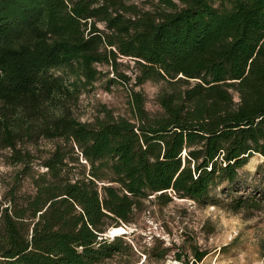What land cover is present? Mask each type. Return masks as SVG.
<instances>
[{"label":"trees","instance_id":"16d2710c","mask_svg":"<svg viewBox=\"0 0 264 264\" xmlns=\"http://www.w3.org/2000/svg\"><path fill=\"white\" fill-rule=\"evenodd\" d=\"M145 1L0 0V155L20 166L0 197V264H110L129 246L106 234L153 194L264 213V180L239 174L264 155V0ZM124 57L136 85H163L159 109L131 88L132 116L78 119L99 66Z\"/></svg>","mask_w":264,"mask_h":264},{"label":"rangeland","instance_id":"374dc122","mask_svg":"<svg viewBox=\"0 0 264 264\" xmlns=\"http://www.w3.org/2000/svg\"><path fill=\"white\" fill-rule=\"evenodd\" d=\"M179 1V0H177ZM140 6L149 7L145 0H138ZM103 27V26H102ZM118 71L127 78H121L109 65H101L103 72L93 85L83 88L74 115L82 121H93L107 108L115 115L132 116L130 89L142 91L146 97V108L150 112L159 109L157 96L161 83L147 81L136 85L137 65L130 57L119 59ZM44 149L54 143L42 141ZM6 152L0 155V197L15 184L20 166L10 164ZM264 155L254 154L240 169L241 179L251 185L249 190H263ZM44 171L45 168L34 167ZM226 182L214 188L213 195H221ZM31 189L28 181L24 190ZM126 233L119 234L128 244V253L115 258L110 264H185L176 257L182 255L193 259L198 251L209 252L198 264H264V213L258 211L249 219L242 214L228 211L214 204H204L191 199L175 197L172 201H158L156 194L145 200L143 209L136 211L130 223L122 224ZM113 227L110 228V232ZM111 238L115 236L110 235Z\"/></svg>","mask_w":264,"mask_h":264},{"label":"bare ground","instance_id":"6f19581e","mask_svg":"<svg viewBox=\"0 0 264 264\" xmlns=\"http://www.w3.org/2000/svg\"><path fill=\"white\" fill-rule=\"evenodd\" d=\"M113 231V233H119V234H122V232L126 231V228L120 226V227H117V228H113L111 229Z\"/></svg>","mask_w":264,"mask_h":264},{"label":"water","instance_id":"95a60500","mask_svg":"<svg viewBox=\"0 0 264 264\" xmlns=\"http://www.w3.org/2000/svg\"><path fill=\"white\" fill-rule=\"evenodd\" d=\"M120 226H122V225H120ZM120 226H116V227H120ZM114 228V227H113ZM122 233H126L125 231L124 232H122ZM106 235H112V236H117V235H119V233H113V231H108V233L106 234Z\"/></svg>","mask_w":264,"mask_h":264}]
</instances>
